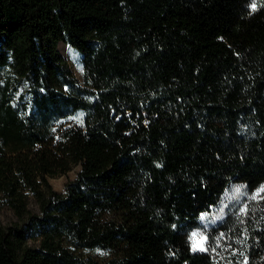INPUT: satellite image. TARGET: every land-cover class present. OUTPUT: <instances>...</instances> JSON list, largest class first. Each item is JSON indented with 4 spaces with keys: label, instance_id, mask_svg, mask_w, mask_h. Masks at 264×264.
Returning <instances> with one entry per match:
<instances>
[{
    "label": "trees",
    "instance_id": "16d2710c",
    "mask_svg": "<svg viewBox=\"0 0 264 264\" xmlns=\"http://www.w3.org/2000/svg\"><path fill=\"white\" fill-rule=\"evenodd\" d=\"M0 207V264H264V0H0Z\"/></svg>",
    "mask_w": 264,
    "mask_h": 264
},
{
    "label": "rangeland",
    "instance_id": "374dc122",
    "mask_svg": "<svg viewBox=\"0 0 264 264\" xmlns=\"http://www.w3.org/2000/svg\"><path fill=\"white\" fill-rule=\"evenodd\" d=\"M57 49L59 53L67 60L69 67L74 74V76L82 82L83 80V63L81 53L73 48L72 46L65 44L61 41L57 43ZM82 112L75 111L67 119V125L80 124L82 122ZM80 169V166H74L70 171L65 174L57 175L55 177L49 178V182L53 189L59 192L64 191V185L67 181L72 180L77 171ZM229 197H236L235 203L240 202L243 197L246 195V189L242 184H235L229 191ZM228 209L227 204L222 203L219 207L213 210L209 215H203L202 229L193 233V249H207V238L203 230L217 224L220 222L226 215ZM15 220L13 213L7 207H0V222L3 224H9ZM204 228V229H203ZM80 253L85 256H91L96 259H103L107 252L98 248L93 249H84L80 250Z\"/></svg>",
    "mask_w": 264,
    "mask_h": 264
},
{
    "label": "snow or ice",
    "instance_id": "6c2138e0",
    "mask_svg": "<svg viewBox=\"0 0 264 264\" xmlns=\"http://www.w3.org/2000/svg\"><path fill=\"white\" fill-rule=\"evenodd\" d=\"M252 7L255 8V5L253 4Z\"/></svg>",
    "mask_w": 264,
    "mask_h": 264
}]
</instances>
